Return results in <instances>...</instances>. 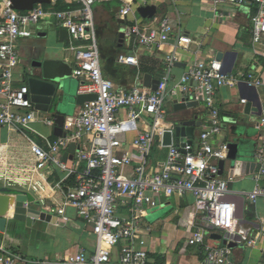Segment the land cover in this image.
<instances>
[{"label": "crops", "instance_id": "obj_1", "mask_svg": "<svg viewBox=\"0 0 264 264\" xmlns=\"http://www.w3.org/2000/svg\"><path fill=\"white\" fill-rule=\"evenodd\" d=\"M126 2L132 4V14L129 17L120 15ZM49 5L43 8L47 16L39 24L32 26V37L17 42V52L21 63L11 70L15 77L16 87L26 85V72H37L38 67L33 64L48 66L57 73L64 75L65 89L68 96L77 98L79 95V80L74 77L75 51L74 42L69 32L59 26L55 14L58 12L77 13L81 4L71 0H50ZM154 6L157 10L152 20L142 18L138 8ZM258 6L252 0L237 7L223 6L215 9L207 0H105L94 6L93 12L96 22V32L101 55V69L103 77L112 82L116 88L126 91L132 90L141 84L145 86V76L152 77L153 84L163 76L169 75V88L181 80L187 70L200 61L212 62L218 60L220 53L224 54L220 62L228 78L236 80L234 86H225L218 90L216 103L221 113L223 136L227 131L224 125L234 116L241 114L245 117L248 128L254 132L249 138L252 151L244 168L242 176L231 177V168L228 164L225 174L221 176L230 181V190L233 194L247 196L253 192L256 174L259 171L255 161V153L260 147L264 135L259 132L255 123L259 116L250 114L244 116L242 99H247L254 108L264 109V38L256 43L253 36L252 16L258 13ZM138 20L143 25L153 29H160L161 22L168 20L173 30L170 39L160 46L146 50L139 46L136 37H127L126 28ZM125 34L121 36V34ZM187 35L194 41L188 47L176 44L177 36ZM76 43V42H75ZM177 54L179 61L168 67L165 58ZM131 60L135 64L130 63ZM235 60L233 71L231 62ZM0 69H5L0 66ZM251 76V77H250ZM261 81L262 85L249 86L246 81ZM245 82V83H244ZM27 86V85H26ZM194 86V85H193ZM152 90L150 88H147ZM4 102L0 96V104ZM192 104L190 107L177 108L182 104ZM72 102V106H73ZM83 105H76L72 117H77ZM167 113L166 129L175 132L176 124L185 121H197L193 137L185 138L188 145L196 150L200 146V135L210 125L204 104L196 98L194 91L183 96L168 95L164 102ZM40 112V111H39ZM40 120L32 125L33 130H12L0 127V182L14 180L18 188L28 192L34 207L53 215L55 223L35 221L28 227L19 224V229L0 233V264H4L9 255L20 259L15 264L24 262H40L56 260L66 257L76 248H83L88 255L96 249V237L91 224L81 219L73 207H68L65 218L57 215V208L63 203L67 191L75 185L74 170L85 167L78 159V148L72 154L73 159L64 160L70 145L60 153V160L67 169L56 163H49L44 169L34 171L36 158L31 149L36 144L44 150L59 138L65 137L72 129L66 121L62 136L55 134V119L51 113L40 112ZM48 117L54 121L53 126L43 122ZM124 114H122V118ZM244 124V125H245ZM251 125V126H250ZM147 121L138 122V130L123 136L124 147L127 148L140 132L149 131ZM184 139V138H183ZM176 144H180L177 138ZM156 148L153 153V148ZM146 157L147 173L154 172L159 164L167 158L168 149L154 146ZM141 161V159H140ZM138 161V162H140ZM251 164H256L251 168ZM133 166L126 167L123 174L134 177ZM231 195V194H230ZM237 209L242 207L237 200L227 197L226 201ZM13 207V205H12ZM12 210V209H11ZM244 220L234 237H227L222 232L206 227L205 215L197 212L195 197L192 193L184 196L173 195L160 197L158 206L151 208L144 206V213L138 222V238L134 244L138 249L148 252L149 264H208L203 250L198 246H190L188 240L193 234L203 228L209 232L206 242L213 246H228L232 250L231 264H264V199L252 202L245 197L243 207ZM132 204L130 202L119 206V216L129 224L132 223ZM11 218V215L8 217ZM221 236L213 238L212 236ZM123 244L113 251V263L117 264Z\"/></svg>", "mask_w": 264, "mask_h": 264}, {"label": "built area", "instance_id": "obj_2", "mask_svg": "<svg viewBox=\"0 0 264 264\" xmlns=\"http://www.w3.org/2000/svg\"><path fill=\"white\" fill-rule=\"evenodd\" d=\"M81 4L77 13L58 12L54 16L65 28L72 40L75 51L74 77L79 80V95H94L93 101L84 104L80 114L74 118L72 129L62 138L44 150L36 144L31 149L36 158L34 171L44 169L49 163H61L60 153L70 144L78 148V159L85 167L71 171L75 175V185L70 188L57 215L65 218L68 207L77 210L81 219L93 227L96 249L92 255L79 247L64 258L24 264H114L113 251L123 244L117 264H149L148 252L136 248L138 222L144 213V206H158L160 197L184 196L192 193L197 212L205 215L206 227L233 236L239 221L235 217L234 206L223 199L233 194L230 181L220 176L219 162L229 155V147L223 136L221 109L216 103L217 92L225 86L238 82L228 78L220 61H200L190 67L181 80L169 88V75L160 80L157 91L149 90L141 84L130 91L116 88L103 77L101 55L98 44L93 7L105 0H71ZM219 7H237L250 0H207ZM258 6V13L252 16L254 41L264 38V0H252ZM132 4L126 2L120 11L123 17L132 14ZM47 16L42 5L32 11L19 12L13 9L10 0H0V127L12 130H33L32 125L40 120V112L34 107L30 91L26 85L16 87L12 68L21 63L17 52V42L32 37L31 28ZM127 37H136L140 47L152 50L173 35L168 20L161 22L160 29H153L134 20L126 30ZM76 42V43H75ZM194 41L181 34L176 38L178 46L188 47ZM179 61L177 54L165 58L168 67ZM135 64L134 60H131ZM251 77V76H250ZM245 83V82H244ZM249 86H261V81L248 80ZM194 85V86H193ZM194 91L200 99L210 120V125L200 135V146L194 149L187 142L173 144L168 149L167 158L154 172L148 174L146 157L154 146L164 148L163 135L166 129L167 113L164 102L168 95L183 96ZM242 106L249 101L242 99ZM122 114L124 117L122 118ZM147 121L150 130L140 132L125 148L122 140L126 134L138 130V122ZM49 126L54 121L43 118ZM256 129L264 135V109L255 123ZM172 131V130H171ZM141 159V161H140ZM140 161V162H138ZM259 171L255 178L253 192L247 194L252 202L264 199V138L255 153ZM134 177L123 174L126 167L133 166ZM132 204V223L119 216V206ZM209 232L199 228L188 240L190 246L203 250L208 264H231L232 250L228 246H213L206 242ZM1 249V248H0ZM19 258L9 255L4 264H15Z\"/></svg>", "mask_w": 264, "mask_h": 264}, {"label": "water", "instance_id": "obj_3", "mask_svg": "<svg viewBox=\"0 0 264 264\" xmlns=\"http://www.w3.org/2000/svg\"><path fill=\"white\" fill-rule=\"evenodd\" d=\"M13 9L19 12L32 11L36 5H46L50 3V0H10ZM138 13L142 18L152 20L157 10L154 6H142L138 8ZM125 34H121L124 36ZM222 53L218 55V60H222ZM235 60L231 62V70L233 71ZM33 67H38L37 72H26L24 76V82L30 91V98L37 111L44 113H51L55 119V134L62 136L63 127L66 121L68 123L73 122L74 117L71 115L74 112L75 106L83 105L87 102L95 99L94 95L77 96V98H71L68 96L65 89L64 75L57 73L48 66L42 64H33ZM145 86L157 91L160 81H156L153 84L152 77L150 75L145 76ZM73 102V106H72ZM192 104H182L177 108L190 107ZM261 110L254 108L252 103H247L244 106V116L253 114L255 116L260 115ZM245 117L234 116L228 120V123L223 127L227 131L230 140H228L229 155L227 160L219 162L220 176L225 174L227 165H230V176L240 177L244 171V168L248 167L249 154L252 151V143L249 141L254 135V132L244 125L246 123ZM174 131H166L163 135V146L169 147L173 144L175 138L179 142H186L185 138L193 137L196 126H201L197 121H185L176 124ZM184 138V139H183ZM76 146L71 144L67 153L64 156V160L73 159L72 154L75 153ZM256 164H251V168H255ZM0 182V233L5 234L8 230L19 229V224L25 226H32L35 221H43L47 223H55L56 218L53 215L38 210L34 207L31 200V196L28 192L18 188L17 183L14 180H5ZM228 197V196H227ZM226 197V198H227ZM229 197L237 200L239 204H242L241 208L236 211L235 217L239 221L244 220L243 207L245 205V196L238 194H231ZM226 198L223 201H226ZM13 205V207H12ZM12 209V210H11ZM11 215V218H8ZM213 238H221V236L213 235ZM235 242H239L236 238L231 236Z\"/></svg>", "mask_w": 264, "mask_h": 264}, {"label": "rangeland", "instance_id": "obj_4", "mask_svg": "<svg viewBox=\"0 0 264 264\" xmlns=\"http://www.w3.org/2000/svg\"><path fill=\"white\" fill-rule=\"evenodd\" d=\"M94 8V7H93ZM238 117L240 118L241 117V114L238 115ZM249 123L245 124V125H248ZM251 126V125H250ZM230 140L229 136H228V133H227V136H226V141ZM156 148L154 147L153 148V153L155 152Z\"/></svg>", "mask_w": 264, "mask_h": 264}, {"label": "trees", "instance_id": "obj_5", "mask_svg": "<svg viewBox=\"0 0 264 264\" xmlns=\"http://www.w3.org/2000/svg\"><path fill=\"white\" fill-rule=\"evenodd\" d=\"M47 6H49V5H45V7H47ZM221 113H223V112L221 111Z\"/></svg>", "mask_w": 264, "mask_h": 264}]
</instances>
